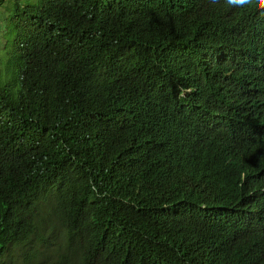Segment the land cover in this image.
<instances>
[{"label": "trees", "instance_id": "obj_1", "mask_svg": "<svg viewBox=\"0 0 264 264\" xmlns=\"http://www.w3.org/2000/svg\"><path fill=\"white\" fill-rule=\"evenodd\" d=\"M262 12L0 0V264H264Z\"/></svg>", "mask_w": 264, "mask_h": 264}, {"label": "rangeland", "instance_id": "obj_2", "mask_svg": "<svg viewBox=\"0 0 264 264\" xmlns=\"http://www.w3.org/2000/svg\"><path fill=\"white\" fill-rule=\"evenodd\" d=\"M50 205H51V209H52V202L50 203ZM48 210H50V207H48ZM50 217H51V222H47L45 228L43 229V237L45 239L48 238L47 239L48 241L53 240L54 243H56V242H59L61 240V238H62L61 235L64 232V229H63L62 225L59 223V221L57 220V217L55 214L51 213ZM53 227H54V229L52 232ZM46 245H47V241H44L41 244V242L39 243V239L34 237L33 242H32V246H34V248L39 249L40 251H44L46 249ZM20 252L21 251H16L15 254L18 255ZM39 256H41V255L39 254ZM44 258H43V260H44ZM39 261L40 262L42 261L41 258L39 259Z\"/></svg>", "mask_w": 264, "mask_h": 264}, {"label": "clouds", "instance_id": "obj_3", "mask_svg": "<svg viewBox=\"0 0 264 264\" xmlns=\"http://www.w3.org/2000/svg\"><path fill=\"white\" fill-rule=\"evenodd\" d=\"M227 4L237 8L253 7L264 10V0H226ZM264 14V12H262Z\"/></svg>", "mask_w": 264, "mask_h": 264}]
</instances>
